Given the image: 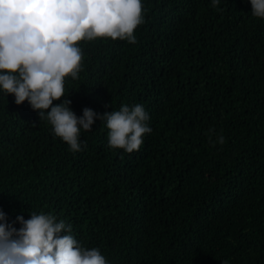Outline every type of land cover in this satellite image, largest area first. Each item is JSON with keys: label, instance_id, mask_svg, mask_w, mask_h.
I'll return each instance as SVG.
<instances>
[{"label": "trees", "instance_id": "obj_1", "mask_svg": "<svg viewBox=\"0 0 264 264\" xmlns=\"http://www.w3.org/2000/svg\"><path fill=\"white\" fill-rule=\"evenodd\" d=\"M142 5L135 44L80 42L62 98L77 117L142 105L139 151L97 119L74 153L0 89V210L17 229L54 215L108 264H264V18L250 0Z\"/></svg>", "mask_w": 264, "mask_h": 264}, {"label": "clouds", "instance_id": "obj_2", "mask_svg": "<svg viewBox=\"0 0 264 264\" xmlns=\"http://www.w3.org/2000/svg\"><path fill=\"white\" fill-rule=\"evenodd\" d=\"M250 3L253 15L264 18V0ZM218 4L212 0V7ZM143 22L142 0H0V89L17 105L27 101L74 153L81 150V129L91 131L97 119L109 130L110 148L139 151L143 136L152 131L142 105H123L103 115L84 108L77 117L71 100L62 98L65 78H79L81 41L110 38L135 44L134 33ZM224 142L220 136L218 143ZM16 222L19 229L0 210V264H108L99 249L82 248L71 225L54 215L33 212Z\"/></svg>", "mask_w": 264, "mask_h": 264}]
</instances>
